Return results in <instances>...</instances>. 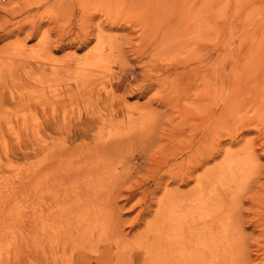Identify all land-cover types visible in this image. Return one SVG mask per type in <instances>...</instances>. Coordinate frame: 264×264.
<instances>
[{
    "label": "rangeland",
    "instance_id": "374dc122",
    "mask_svg": "<svg viewBox=\"0 0 264 264\" xmlns=\"http://www.w3.org/2000/svg\"><path fill=\"white\" fill-rule=\"evenodd\" d=\"M99 133L121 135L129 159L117 199L131 245L86 240L90 263L177 264L136 245L165 190L244 165L213 209V242L234 252L212 261L264 264V0H0V264H80L67 167Z\"/></svg>",
    "mask_w": 264,
    "mask_h": 264
},
{
    "label": "bare ground",
    "instance_id": "6f19581e",
    "mask_svg": "<svg viewBox=\"0 0 264 264\" xmlns=\"http://www.w3.org/2000/svg\"><path fill=\"white\" fill-rule=\"evenodd\" d=\"M96 62H98V60H96ZM84 82L85 79L83 76H81V78L77 80V88H83L82 84ZM88 114L90 116L87 117L85 120L93 121L95 119L94 114ZM98 115L101 116L102 113L98 112ZM101 117L105 119L103 115ZM129 117L130 116L127 115L126 119ZM126 119L124 117H121L116 118L115 120L112 119L111 121H121L125 123L126 121L127 123L130 122ZM132 127L133 129L135 128V126ZM102 135L100 133L95 135L94 144H86L87 148L83 149V151L78 152L75 155L76 159L73 160L67 167V176L69 175L73 179V182L70 183V185L67 184V190L69 191V194L72 197L71 202H69L67 206L69 211L68 217L71 216L70 220L67 217L69 221V224H67V226H69L70 228L67 229V235H70V238L73 240L76 239V249L80 248L84 251L83 252L82 250H79L80 252H83L82 254L79 253L81 255L80 264H92L89 262V253L87 252V250L84 249L87 243L86 240L92 243V248L94 252H98V250L96 249L99 248L100 241L105 242L107 244L111 243L112 241H115L117 245L121 243L126 247V242L127 244H130L128 243L127 238L121 235L120 225H122V222H120L119 216H122V213L119 212V209L122 203L120 204L117 199L118 181L123 177V181L126 182L125 179L131 176V174L127 173L128 171L126 172V170L129 169H127V167L129 166L126 163L129 161V159H123V153H120V149H117V143L121 135H114L119 139L116 138L113 141L109 140L110 135L108 137H104ZM116 149L119 151H117ZM113 154H115L116 157H114L115 155L113 156ZM194 165L196 166L198 164L195 163ZM243 167L244 165L234 166L233 169L230 171V175L226 177H224V175L221 173L216 178L219 180L216 184V182L214 181L215 178H213L216 175H210L213 174L212 165H207V169L205 168V172H199L200 174L198 173L196 177L193 178L194 183L187 190H180L178 188V185L176 187H168L164 192L166 193V201L164 203L162 202V205L160 204V208L158 204V211L157 209H153L155 211L154 216H151L154 220L156 212L158 214V212L162 211L160 213V218H162L160 224L158 225L157 222L156 224H154L153 221L149 222V225L147 226L151 227V229H146L143 233H140L136 237V245L138 247L143 246L148 252L151 250V247L154 248L155 246H160L161 250L163 248L167 251V254L171 252L168 255H165V258L172 260V258L174 257V260L176 259L177 264H183V261L187 262V264H214L212 261V256L220 257V254H228L230 251L232 252L231 255H233V243L228 244L229 240H227V243H224L222 249H220L217 243L213 242L214 221L216 219V216H214L213 214V209L214 205H223L225 203V195L229 194L230 197L232 196L231 193L234 192V189L232 188V185L230 183L231 181H238L237 176H239V170L243 169ZM188 169L186 170L187 172H189ZM183 173L186 172L184 171ZM182 176L184 175L182 174ZM182 176L181 178H183ZM158 184L159 183L157 182L155 183L156 187L159 186ZM215 188L220 189L218 191ZM153 195L155 196V193ZM142 217H144L143 214ZM139 219L141 220V218ZM155 220L157 219L155 218ZM134 221L136 220L134 219ZM72 227L76 228V230L72 229ZM164 229H166V234L163 238L162 232ZM81 231H85L86 238H84V235ZM151 233L152 235L150 236ZM124 239L126 241H123ZM234 242L237 243V241ZM227 244L228 246H226ZM129 248L127 247L128 250ZM73 249L74 248H72V250ZM109 249H111V247H109ZM123 250L125 251V249ZM133 250H131L132 256L130 258V263H134V258H136L135 255H137L134 254L135 252L133 253ZM166 251H164V253ZM159 252L162 251H160L159 249ZM120 254L121 252L119 253V255ZM154 254H157V252ZM103 256L104 255H97V253L95 254L96 264H100V262L103 260ZM160 256L162 255L160 254ZM108 258H111L110 255L107 257L106 260H108ZM150 258L152 259V257ZM226 260L225 258L224 261L223 259H221L223 263H226ZM172 262L173 261H171V263ZM215 263L220 264V261L218 263Z\"/></svg>",
    "mask_w": 264,
    "mask_h": 264
}]
</instances>
